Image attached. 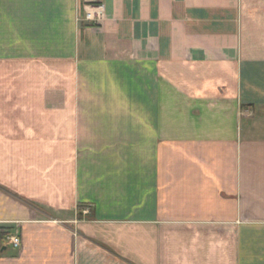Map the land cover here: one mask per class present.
Wrapping results in <instances>:
<instances>
[{
	"label": "crops",
	"instance_id": "obj_1",
	"mask_svg": "<svg viewBox=\"0 0 264 264\" xmlns=\"http://www.w3.org/2000/svg\"><path fill=\"white\" fill-rule=\"evenodd\" d=\"M0 264H264V0H0Z\"/></svg>",
	"mask_w": 264,
	"mask_h": 264
},
{
	"label": "built area",
	"instance_id": "obj_2",
	"mask_svg": "<svg viewBox=\"0 0 264 264\" xmlns=\"http://www.w3.org/2000/svg\"><path fill=\"white\" fill-rule=\"evenodd\" d=\"M104 16V6L100 4H95V5H88L85 7V15H84V20L86 21H98L101 20ZM84 213L88 212V209L85 208L83 209ZM10 243L12 244L13 247H19L20 246V239L15 236H11L8 238Z\"/></svg>",
	"mask_w": 264,
	"mask_h": 264
},
{
	"label": "rangeland",
	"instance_id": "obj_3",
	"mask_svg": "<svg viewBox=\"0 0 264 264\" xmlns=\"http://www.w3.org/2000/svg\"><path fill=\"white\" fill-rule=\"evenodd\" d=\"M7 241V240H6Z\"/></svg>",
	"mask_w": 264,
	"mask_h": 264
}]
</instances>
